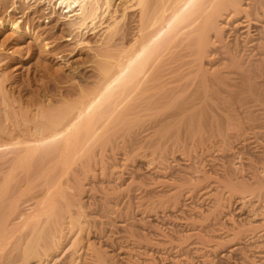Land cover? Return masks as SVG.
<instances>
[{
    "label": "bare ground",
    "instance_id": "6f19581e",
    "mask_svg": "<svg viewBox=\"0 0 264 264\" xmlns=\"http://www.w3.org/2000/svg\"><path fill=\"white\" fill-rule=\"evenodd\" d=\"M9 1L0 0V7H6L9 15L6 23H0L1 29L12 31L15 37L10 38L11 43L30 38L38 51L46 54L53 45L30 26L22 30L20 22L11 18L14 12H21L18 1L28 6L29 14L48 3L50 17L44 22L57 18L59 27L68 25L70 36L65 42L74 39L76 50L90 45L86 35H97L98 28L107 24L97 42L99 47L94 50L91 46L93 54L84 61L91 70L74 86L60 90L58 99L48 93L42 94L41 100L13 99L5 85L9 79L1 71L10 66L16 53H4L9 39L0 44V264H30L34 260L44 263L62 247L67 230L78 237L72 242L66 264H78L77 253L94 216L88 218L90 209H85L83 195L89 191L87 184L97 166L106 169V152L141 143L144 146L148 141L144 143L145 138H153L150 145L163 159L161 151L178 140L172 141L171 137L191 140L202 133L226 134L233 124L228 120L233 112L230 99L235 102L247 98V91L259 94L255 82L263 78L260 80L264 85V0H12L8 7ZM252 26L261 28L256 40L250 37ZM76 50L72 55L79 52ZM255 56L263 58L262 64L252 63ZM81 69L79 63L74 64L70 74L78 76ZM142 136L145 138L140 140ZM165 160L155 164L152 159L148 163L162 174ZM262 173H252V182L242 186L247 192L248 215L252 221H262L255 226L248 220L252 224L249 228L256 232L264 228V170ZM226 183L232 193L242 188L233 186L230 177ZM179 196L173 193L169 197L176 210L184 206ZM96 247L90 244L91 261L108 264L109 258ZM259 252L263 262L264 248ZM247 264H257L249 254Z\"/></svg>",
    "mask_w": 264,
    "mask_h": 264
},
{
    "label": "rangeland",
    "instance_id": "374dc122",
    "mask_svg": "<svg viewBox=\"0 0 264 264\" xmlns=\"http://www.w3.org/2000/svg\"><path fill=\"white\" fill-rule=\"evenodd\" d=\"M11 3L12 0L9 1L8 7L13 4ZM34 6L36 5L31 4V7ZM49 6L48 3L43 4L40 8H37V12L29 14L28 10H26L28 6L18 1V7L21 12L11 14L13 20L20 22L22 30L30 26L36 34L41 36V39L53 45V50L48 52L49 54L38 51V46L36 47L34 41L30 38H19L20 43H11L10 38L14 36L12 31L8 27H2V29L0 27V44L9 39V42L5 44L6 46L4 45V53H16L14 55L15 59L11 61L10 66L1 71L9 79L5 85L7 84V89L13 99L17 98L24 102L41 100L40 98H42L44 93H48L49 96L53 97L57 96L56 99H58L60 90L74 86L80 81L81 77L83 78V74H88L91 70V67H88L89 64L85 65L84 61L89 60L88 57L92 56L93 49L95 50L99 47L97 42L102 37L100 35L104 34L105 25L107 24L100 27L101 29L98 28L100 33L98 32L97 35H86L90 45L82 46V48L76 50L74 39L71 40L72 42H65L68 35L70 36L69 28L67 29L68 25L59 27L57 18H52L49 23L44 22L46 17H50L51 8ZM2 9L4 7H0V23H6L9 20V15L6 7L5 10ZM251 29L250 34L252 36L250 35V37L256 40L259 38L261 28L258 29L256 26H252ZM254 43L256 44L257 41ZM249 45L247 47L251 51L253 47H251L252 44ZM91 46L93 49H91ZM75 50L79 52L72 55ZM250 51L248 54L252 55ZM253 55L256 54L254 53ZM261 57L264 58V56ZM261 59L260 56H257V58L255 56L252 59V63L259 65L264 60L261 61ZM248 61L250 60L248 59ZM78 63L82 66V73L79 75L77 73L79 78L70 74L74 64ZM260 79L262 80L263 78ZM260 79L258 78L260 82L256 80L258 84L255 82V85L258 86L257 91L259 90L258 98L250 93L251 96L248 91L247 95L249 98L247 96V98L242 99L244 102L237 99V104L236 101L233 102L230 98H227L233 104H230L233 111L232 116L228 118V120L230 119L229 122L233 124L230 127L231 129L229 128L225 131L227 132L226 134L220 133L222 135H218L215 133L214 136H208L207 133H202L201 135L199 134L200 136L196 135L192 138V141L181 139L182 136L179 138L171 137V139H174L172 141L177 139L181 141L177 140L174 142L176 143L175 145H171V143L169 144L171 147L168 145L169 148L167 147L166 150L161 151L163 156L166 157H163V159L158 158V153L160 152H157V149L150 145L149 140L153 141V138L146 139L143 136L139 139L143 140L145 138L144 143L148 140L144 146L141 143L130 148L124 146L126 150L122 147L120 148L121 150H113V153L110 151L106 152V169L104 166L101 167V165L97 166L99 170L96 167L98 171L95 170L96 174L89 181L90 184H87L89 191L85 193L86 196L85 194L83 195V198L85 197L83 199V204L86 206L85 209H90H88L90 212L88 218L93 214L95 218L94 216H92L93 219L92 217L90 218L94 221L92 226L93 222L90 220L91 223L88 227L91 233L89 231L87 233L84 232L86 240L84 239L83 245H81L83 247L78 251L79 254L77 253V256L79 255L78 264H85L84 262L86 264H95L94 260H92L93 263L91 261V250L89 249L92 243H95L96 249L104 251L106 258H109V260L107 258L108 264H247L248 254L250 258H254L257 264H264V261H260L259 256L260 249L264 248L261 247V245H264V228H260L261 230L257 228L259 229L257 232L255 231L256 229L253 230L251 228L254 234L251 233L249 228L252 224L259 226L262 221L260 219L251 220L250 208L247 205V192L242 190L245 189L243 187L252 182V179H250L254 177L252 173L260 175L263 174L262 171L264 170V85ZM260 94L263 96H260ZM152 159H155V164L159 160L166 159L165 162L163 161V166L165 167L166 165L163 172L168 169L166 173L169 176L163 172V175L160 174L161 171L160 173L155 171L156 169L152 168V165L148 163ZM252 165H256L259 168H255ZM103 169L107 171L103 173L104 175H102ZM192 169L194 170L192 171ZM256 169H259L261 173ZM247 171L249 172L247 173ZM194 172L196 174L193 176ZM201 175L203 176L201 177ZM229 177L232 184L235 178L234 184L239 187L243 186L241 189L235 188L237 191L233 192L234 194L232 193L233 190L227 189L229 187L226 182ZM111 180L114 181L111 182ZM113 182L118 184H113ZM194 183L196 184V189L193 188L195 186ZM200 183L203 188L198 187ZM136 190L139 192H136ZM141 193L143 194L141 195ZM173 193L180 195V204L184 203V206L181 205L182 211L179 209L180 213L169 202V197ZM167 195L169 196L167 197ZM206 195L210 197H206ZM160 198L162 199L161 201ZM146 204L147 206H145ZM165 204L167 205L164 206ZM102 209L103 211H101ZM248 220L253 223L249 225ZM65 233V239H67L63 241L62 247L56 252V255L49 257L44 263L34 260L30 264H66L71 254L72 242H74L77 235L73 236L74 233H70L68 230ZM252 235L253 237H251ZM258 236H261V238H257ZM87 241L89 242L87 243Z\"/></svg>",
    "mask_w": 264,
    "mask_h": 264
}]
</instances>
